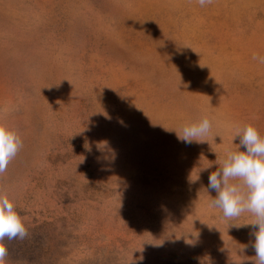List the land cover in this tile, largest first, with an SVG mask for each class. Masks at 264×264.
<instances>
[{"label":"rangeland","instance_id":"1","mask_svg":"<svg viewBox=\"0 0 264 264\" xmlns=\"http://www.w3.org/2000/svg\"><path fill=\"white\" fill-rule=\"evenodd\" d=\"M253 54L264 0H0V122L23 143L0 192L39 260L255 264L252 226H239L255 217L226 219L207 193L234 126L264 137ZM200 115L207 141L178 140Z\"/></svg>","mask_w":264,"mask_h":264},{"label":"clouds","instance_id":"2","mask_svg":"<svg viewBox=\"0 0 264 264\" xmlns=\"http://www.w3.org/2000/svg\"><path fill=\"white\" fill-rule=\"evenodd\" d=\"M197 2L205 7L214 0ZM252 59L264 63V57L257 54H253ZM211 129L209 118L200 115L195 120L182 122L179 133L175 132L178 140L191 144L194 141H207ZM236 138L239 139V144L234 149L227 148L219 161L218 169L209 174L207 193L215 192V197H211V206L221 210L224 218H239L246 212L255 217L250 224L239 226H252L255 264H264V137L250 122H242L233 128L232 141ZM22 147L23 143L17 132L0 122V175L6 172L9 163ZM241 148L244 150L241 151ZM198 179L199 177L196 180ZM27 235L28 231L13 201L0 192V264H6L8 255L3 243L5 238L22 240Z\"/></svg>","mask_w":264,"mask_h":264},{"label":"trees","instance_id":"3","mask_svg":"<svg viewBox=\"0 0 264 264\" xmlns=\"http://www.w3.org/2000/svg\"><path fill=\"white\" fill-rule=\"evenodd\" d=\"M39 226L32 227L29 232L38 233ZM37 237V236H36ZM33 234L24 239H13L8 240L5 238L4 245L13 255L20 257H26V264H45L39 260L41 253L44 252V248L41 245L38 237L36 238Z\"/></svg>","mask_w":264,"mask_h":264}]
</instances>
